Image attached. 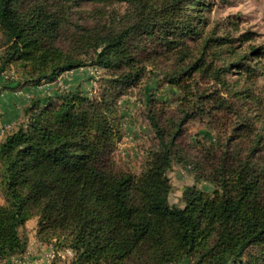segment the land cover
Listing matches in <instances>:
<instances>
[{
    "label": "trees",
    "instance_id": "16d2710c",
    "mask_svg": "<svg viewBox=\"0 0 264 264\" xmlns=\"http://www.w3.org/2000/svg\"><path fill=\"white\" fill-rule=\"evenodd\" d=\"M118 1L136 6L135 21L118 33L95 38L90 45L93 56L86 63L54 45L65 24L63 7L58 11L49 0H34L27 6L21 0H0L1 75L17 63L27 70L25 87L53 82L86 65L111 77L91 97L82 90L29 96L20 124L4 132L0 260L25 254V224L34 218L36 240L52 246L54 253L69 250L70 264H179L192 257L196 264H238L242 258L245 264H264V199L248 165L194 172V181L209 184L213 192L192 185L182 191L183 208L168 202L171 187L166 172L175 158L179 129L196 113L193 109L186 110L170 139L151 122L158 149L137 178L115 167L113 98L136 84L145 71L141 50L132 39L160 41L161 34L196 36L197 32L189 16L173 24L176 4L157 15L147 0ZM170 1L191 2L195 9L187 10L194 11L195 21L203 25L206 0ZM248 40L243 36L244 42ZM234 42L219 39L227 53H232ZM248 50L234 56V63L239 75L251 79L259 71L257 60L264 57V48ZM186 70L184 75L194 69ZM7 79L8 75L4 83ZM170 81L179 85L175 77ZM178 89L187 93V88ZM245 97L259 100L253 93ZM224 101L220 98L217 106Z\"/></svg>",
    "mask_w": 264,
    "mask_h": 264
},
{
    "label": "rangeland",
    "instance_id": "374dc122",
    "mask_svg": "<svg viewBox=\"0 0 264 264\" xmlns=\"http://www.w3.org/2000/svg\"><path fill=\"white\" fill-rule=\"evenodd\" d=\"M33 1L21 0L24 6ZM147 1L152 3L153 12L157 15L176 4L173 24L189 16L197 32L196 36L175 33L165 37L161 34L160 41L154 38L132 39L133 46L141 50L139 60L143 62L145 71L136 84L113 98L115 113L111 124L117 126L114 132L118 136L112 147L115 167L137 178L158 149L151 122L164 130L166 139H170L186 110L193 109L196 113L179 129L180 136L172 152L175 158L166 172L171 187L169 204L183 208L182 191L192 185L205 192H213L209 184L194 181V172H209L211 167L234 168L243 163L258 178L260 196L264 199V57L257 60L259 71L251 79L239 75L234 63V56L248 53V47L264 48V0H206L208 7L203 12V25L195 21L197 15L193 14L194 11L187 10L191 2L187 5L186 1L174 4L170 0ZM49 4L55 5L58 11L59 7L64 8L65 24L55 47L86 63L93 56L90 45L95 38L108 32H120L131 25L137 15L134 4L118 0H49ZM178 8L182 9L181 14ZM243 36L249 40L244 42ZM225 37L236 40L231 45L232 53L225 51V45H219V39ZM3 42L0 34V46ZM3 49L0 47V70L1 66L3 68ZM191 66L194 70L184 75L183 72H188L186 69ZM4 71L0 74V85L14 86L13 92L20 95V89L26 86L24 74L27 70L13 63ZM107 74L86 65L62 73L53 82L28 87L39 90L37 95L82 90L92 94L88 95L91 97L103 80L110 77ZM7 75L9 79L4 83ZM173 77L179 85L170 83ZM178 88H187V93ZM251 93L259 100L245 97ZM28 94V97L34 95ZM28 97H23L24 101L27 102ZM220 98L225 100L222 107L217 106ZM22 110L23 107L20 115ZM1 118L0 111V140L11 127L4 125ZM3 203L0 192V205ZM36 229V220L29 219L24 230L27 246L40 244L34 242ZM40 246L48 249L44 256L45 264H70L72 254L69 250L54 253L52 246ZM24 258L26 264L34 261L27 255ZM240 262L238 264H245L246 259L242 258ZM179 264H196V260L192 257Z\"/></svg>",
    "mask_w": 264,
    "mask_h": 264
},
{
    "label": "crops",
    "instance_id": "0c3cea01",
    "mask_svg": "<svg viewBox=\"0 0 264 264\" xmlns=\"http://www.w3.org/2000/svg\"><path fill=\"white\" fill-rule=\"evenodd\" d=\"M13 87L14 86L0 85V111L2 112L1 120L4 125L11 126V128H13L16 123L20 121L21 108H24L26 105L24 98L28 97V93L31 95H37L39 92V90L35 88L23 87V89H20V95H16L13 92ZM34 242L39 243L37 240ZM40 245L41 243L34 246H27L26 248L24 255L25 257L27 255V258L29 257L30 260H34L32 264H45L44 256L48 252V249L44 250L45 246L43 248V246ZM11 259L12 258L0 260V264H11Z\"/></svg>",
    "mask_w": 264,
    "mask_h": 264
},
{
    "label": "built area",
    "instance_id": "2783aa9c",
    "mask_svg": "<svg viewBox=\"0 0 264 264\" xmlns=\"http://www.w3.org/2000/svg\"><path fill=\"white\" fill-rule=\"evenodd\" d=\"M26 262L27 261L25 260L24 255L20 257H12L11 259V264H26Z\"/></svg>",
    "mask_w": 264,
    "mask_h": 264
}]
</instances>
